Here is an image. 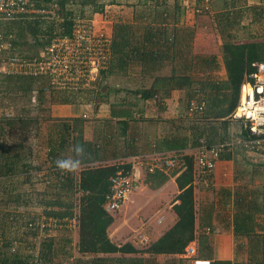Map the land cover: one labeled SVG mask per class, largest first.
<instances>
[{
  "label": "trees",
  "instance_id": "16d2710c",
  "mask_svg": "<svg viewBox=\"0 0 264 264\" xmlns=\"http://www.w3.org/2000/svg\"><path fill=\"white\" fill-rule=\"evenodd\" d=\"M168 1L148 0L146 2L147 8L153 7L155 10L150 16V20L141 22L137 20L133 23L117 20L112 24L110 59L94 81L93 91L97 99L101 97V90H105L106 94L114 89L124 95L132 93L134 97L136 96L144 103V108L151 106L159 114L167 108L166 98L170 96L172 90L183 91L184 96L181 98L183 113L181 112V116L179 115L176 119L167 117L172 129L171 143L166 140L167 148L170 147V150L173 151L169 154H162L164 157L167 155L177 157L185 167L184 169L173 168L167 173L156 168L153 172L146 173L147 180L154 187L164 183L169 175L179 173L175 178L180 190L177 195L178 202L172 206L177 215V221L156 241L145 248L138 249L130 242L121 245L112 242L107 235V228L112 224L114 218L103 209V204L110 189L111 176L119 168H128L129 164L119 165L103 162L105 159L98 156L99 149L92 141L84 138L83 124L87 118L82 115L52 119L53 127L48 129V137L45 141L47 145L46 158L42 162L37 161L39 158L38 149L33 148L30 143H25L30 122L38 123L39 121L40 123L41 118L42 120H51L50 104L67 98V91H55L48 85V78L44 75H10L7 77V82L4 83L6 88L0 87V93L3 95V100L0 101V178H14L15 182L13 183L21 180L28 184L37 183V180L40 179V182L45 185V189L42 196L37 198L30 194L27 195V198L24 197L25 191L22 192V195L18 193L14 198L6 200L4 197L5 202L12 203L14 207L6 208L4 204L0 213V264H60L72 256V240L64 235L65 232H72V229L47 225L40 229L39 221L42 215L45 216V220L49 217L57 219L75 217L78 238L74 248L77 249L80 256L92 255L93 264H104L106 260L109 261L110 256L100 257L99 254L148 253L154 258L158 254H181L184 247L195 238L198 241L197 248L200 252L198 256L208 258L205 256H208L206 254H209L212 249L206 244L207 237L195 229L192 185L196 172L201 178L207 176L200 174L197 169L195 171L193 155L184 152V149L186 146L198 147L202 142L212 145L222 140H229L233 136H235L234 138L250 136L245 129L239 131L237 135L234 133L235 135L230 136L229 129L238 127L230 124L229 119L238 103L244 74L255 69L254 62H264V41L248 37L247 34L235 40L230 37V33L232 34L236 27L241 26L239 21L244 17V14L238 12L242 6L244 8L245 0H212L210 2L214 7H218L217 5L220 3L223 9V19L226 21L222 25V32H226L228 38L222 39L218 53L194 52L190 48L193 35L184 45L183 43L177 44L176 33L167 34L163 21L170 8ZM202 1L194 0L196 4ZM61 2L62 4H77L80 6V11L81 5H84V8L86 6L96 8L105 6V10L100 9L99 11L106 13L107 6L98 5L97 0H61ZM173 2L178 5V0ZM232 8L236 10L235 14H231ZM250 8L254 12L250 14L254 21L264 18V3L253 4ZM172 12L175 20L177 16L174 11ZM38 23V20L34 19L25 20L16 29L18 40L15 41V44L22 43L21 45H28L31 49V51L21 53L26 58L32 59L36 56L37 48L28 42V37L40 33L38 32ZM219 60L225 69V74L222 77L214 72L219 68ZM163 61L170 66L171 73L169 75L158 73L162 69ZM135 62L139 63V77L152 80L150 86L145 87V84L139 83L140 87L137 89H132L129 85L111 87L109 78L111 76L130 77L134 72L133 64ZM194 68L201 69L202 75L193 74L191 70ZM202 68L203 70L209 69L206 70V75L202 72ZM163 86L164 88H162ZM86 91L88 90L86 89ZM22 94H28V100L34 105H32L33 108L30 107L32 109L30 113L27 107L22 109L21 106L16 117V102L13 97H20ZM192 99L204 102V107L195 120L189 121L190 119H187L190 118L188 117V107ZM120 102L119 111L116 113L125 118L118 121V129L123 125L121 131L124 132L129 121L135 118L130 110L133 101L128 99L126 102ZM141 106L140 104V111L144 110ZM24 113L31 116L24 117ZM140 114L142 113L140 112ZM144 119L146 120L143 115L138 117V120ZM12 120L20 122L19 128L23 131L22 136L18 142L5 143L6 134L11 129H15ZM39 123L35 129L36 134H39L38 129L41 125ZM118 135L117 137H120V134ZM232 148L236 149L234 153L231 149H226L220 157L238 156L245 161V164H255V169L261 166L264 171V156H262L264 151L258 153L240 145H234ZM246 150L252 153L247 155ZM74 166L79 167L78 176L72 169ZM262 173L264 174V172ZM18 175L22 177L16 179ZM234 191L232 232L237 238L244 236L249 239L248 241L251 243L249 252L255 261L236 263L231 260L210 259L211 264H264V245H260L264 240L262 238L264 232V187L260 186L251 190L242 185ZM76 193L79 195L73 199V195ZM29 200L35 205V210L29 207L31 205ZM21 205L28 209L24 207L21 212L22 220L13 225V219L17 214L16 207ZM75 207H77V213L74 211ZM14 212H16L15 215ZM30 223L31 226H29ZM39 231L44 233L41 237H39ZM37 238L38 242L36 243ZM259 245L262 247V253L259 252ZM260 255L263 256V259ZM121 258L118 260L120 263H129L128 261L132 260L127 257Z\"/></svg>",
  "mask_w": 264,
  "mask_h": 264
},
{
  "label": "crops",
  "instance_id": "0c3cea01",
  "mask_svg": "<svg viewBox=\"0 0 264 264\" xmlns=\"http://www.w3.org/2000/svg\"><path fill=\"white\" fill-rule=\"evenodd\" d=\"M103 1L105 0H101V2ZM122 1L123 0H112V2L117 3H120ZM261 1L263 2L264 0ZM108 4L109 0H107V3L103 5L108 6ZM117 6L119 8L120 5ZM150 8H146L144 9V11L138 12L137 16H139V18L141 19L139 21L151 19L150 16L153 15L154 11L150 12ZM123 12H121L119 16L122 17ZM172 15L173 12L170 11V9L167 10V15L165 16V20L163 21V24L166 25V29L169 23L168 19H170ZM126 18H128L127 15L125 18H121V20L124 21ZM117 20L119 21L120 19ZM167 32L169 35L171 34L169 33L168 29ZM199 53H202V51H200ZM133 66L135 69H133L134 72L131 73L134 74L136 72L137 75L134 77H130L129 84L125 83V77L123 78L121 76H111L109 78V83L114 84H110L111 87L115 86L117 88L129 85L132 89H137L138 87H140V85H138L139 83H141L140 79H143V83L141 85L145 84V87H149L152 80L150 78L139 77V63L135 62ZM161 66L162 69H160L158 73L169 75L170 73H163L166 70H170V66L167 64V62L164 63L163 61ZM214 72L215 74L221 75V77L225 74V69L221 62L219 68ZM138 79L139 81L137 82L136 80ZM162 88H164V86ZM87 90L88 91L84 90L81 93L79 91H67V98L65 97L62 101L57 100L50 104L49 115L51 117V120H44L43 127H40L38 129L40 134L42 133V130H45V132L43 131V136L45 137V139H47L48 137V129L53 127V118H71L80 116L83 114V112H89V117L83 124L84 138L92 141V143L95 144V146L99 149L98 156L100 158L102 157V159H105L103 162L106 164L116 163L119 165H124L129 164L132 160V157L136 155H143L149 158L153 153L169 154L173 151L170 150V147L167 148L168 143L166 142V140L171 143L170 140L172 132L171 126L169 124L170 121L167 117L176 119L179 117L181 112L183 113V103L181 102V98L183 97L182 90L177 89L171 91L170 96L166 98V100H168L167 108L162 110L160 114L154 111L155 109H153V107L151 106L144 108V103L141 100H138L136 96L134 97L132 93L124 95V93L120 91L118 92V90L116 91V89H114L108 91V93L106 94L105 90H101V97L97 99L95 97V92L93 91V89ZM55 91L61 92L64 90ZM110 94H112L111 98H109ZM128 99L133 101L130 106V110L132 112V116H134L135 118H132L129 121V124L124 131L126 133L125 134L121 131L123 125L120 129H118V121L124 119L125 117L119 116L116 112L119 111L120 107L118 105L119 103H121L120 101L126 102ZM170 99H173L174 101H169ZM77 103H80L79 107L81 112L78 111L79 107H77ZM140 104L142 105L141 107L144 108V110L142 111H140L139 109ZM140 112L142 114H140ZM141 115H143L146 120H138V117ZM240 126L242 128L241 130H243V125ZM241 130L238 128H231L229 129V135H237V133ZM118 134H120V137H117L119 136ZM234 143L235 142L232 141L228 146V150L231 149L232 153H234L236 150L232 148L234 145H237ZM189 147L190 146H186L184 152L191 153L194 149H196L197 146H195L194 148ZM43 150L45 154L43 155V157L40 154L37 161L39 160L42 162L45 160L47 150L46 144L43 146ZM249 150H246L247 155H250V153H252ZM247 167H250L251 171H249L251 172V175L253 174V176L250 175L252 177V180L259 181L264 179V174L262 173L264 172L263 167L258 166L255 169V164H245V161H243V159L236 156L230 158H219L216 161L215 169L211 177L203 178L200 180H197L195 177L193 180L192 185L194 189L193 192L195 229L198 233H202L207 237L206 244L207 246H210L212 250L209 254H206L208 256L205 257H208L211 260L218 259L234 261L236 258L239 259V256L242 253H245V250H242L243 248L241 247L247 246L246 237L242 236L237 238L234 236L232 232V213L230 210L231 206H233V202L235 199L234 190L237 188L238 185L242 186V182H240L239 179L240 174L236 175L238 173L237 168L240 169L242 172L245 171V168ZM72 169L79 170V167L74 166ZM178 174L179 173L169 175L168 179L158 187L151 186L150 181L147 180V178L145 177V182L142 184V188L139 189V191H144L143 198L145 197V199H143L139 208L136 209V214L141 209L145 216L141 217L142 219L137 218V221L139 223L137 224L136 231H139L138 229H143V234L146 235L149 239L147 245L156 241L166 230H168L177 221V215L174 212L172 206L173 204L178 202L177 195L180 192L175 180ZM76 176H78V174ZM21 177V175H18L16 179H20ZM3 178H0V185L3 184V188L0 190V194H2L0 196H2V198L6 194V192L2 193V191L6 190L4 189V187L9 186V181L10 184L11 182L12 184L13 182H15L14 178ZM5 180H8V183ZM197 183L199 186L197 185ZM233 185H235L236 188H234ZM42 187H44L45 189V185L43 183L38 184L35 182L34 184H32L31 188L26 187L20 192V194L22 195V192L25 191V193L23 194L24 197L26 196L27 198V195L30 194L37 198L40 195L42 196V193L44 192V189H42ZM232 187L233 189H230ZM150 189H152L151 192L147 193L146 190ZM133 195H135V193ZM30 201L31 200H29V202ZM7 204L5 203L8 208L14 207L12 203H9L8 205ZM30 204L31 205L29 207L35 210V205L31 202ZM125 206L126 203L124 204L123 208ZM24 207L25 206L22 205L16 207L17 214L14 217L15 219H13V225L19 223L20 220H22L21 212L23 211ZM25 208L28 209L27 207ZM74 211H77V207L74 208ZM71 229H75V226ZM192 241L195 242V246L197 248V239L195 238ZM236 242L239 243L240 246V248L238 249H236L235 247ZM134 247L138 249L142 248V246ZM198 253L200 254L197 248V255ZM99 256H110V258H108L109 261L106 260L105 264H156V262H159V264H187L188 261L186 258L183 257V253L176 255L158 254L155 258L153 256H150V254L148 253H133L125 255H122L120 253H114L109 255L99 254ZM77 257H72L73 264L94 263L92 262V255L81 256V258H83L82 260L78 259ZM121 257L132 258V260L128 261L129 263H120L118 260L122 259Z\"/></svg>",
  "mask_w": 264,
  "mask_h": 264
},
{
  "label": "built area",
  "instance_id": "2783aa9c",
  "mask_svg": "<svg viewBox=\"0 0 264 264\" xmlns=\"http://www.w3.org/2000/svg\"><path fill=\"white\" fill-rule=\"evenodd\" d=\"M76 6L79 5L62 4L61 0H0V73L44 75L54 90L78 92L93 89L99 72L110 59L111 33L102 26L98 27L95 20L88 19ZM33 19L38 20L40 33L28 37V42L37 48L36 56L30 59L21 54L22 43L16 45L15 41L18 40L16 29L23 21ZM253 65L255 69L244 74L239 100L232 112V117L242 122L250 136L233 140L244 148L263 152L264 62H254ZM203 107L204 102L192 99L188 107L189 115L200 113ZM82 116L89 117L87 112ZM229 145V140L212 145L202 142L192 154L197 171L211 176L216 161ZM178 167L184 169L185 166L177 157H164L162 153H153L149 158L143 155L132 157L128 168H119L111 176L103 209L109 214L116 211L140 181L143 169L146 173L156 168L167 173ZM76 223L75 217H49L45 220L44 215L39 221L40 229L45 225L73 228ZM41 231L39 235L44 234ZM138 237L142 246L149 241L141 232ZM183 257L188 260L187 264H211L210 259L197 255L194 241L184 247Z\"/></svg>",
  "mask_w": 264,
  "mask_h": 264
},
{
  "label": "rangeland",
  "instance_id": "374dc122",
  "mask_svg": "<svg viewBox=\"0 0 264 264\" xmlns=\"http://www.w3.org/2000/svg\"><path fill=\"white\" fill-rule=\"evenodd\" d=\"M79 1V0H78ZM81 1V0H80ZM133 1V2H132ZM123 0L120 3L117 2H112V0H109V4L106 7V13H102L99 11L100 9L105 10V6L96 8V7H89L86 6V8H84V5H81V11L82 13L88 17V19L91 20H95V24L98 27H103V29L105 30H109L111 32L112 30V24L117 21V19L121 18H125L126 15L128 18H126L124 21H130L131 23L133 22H141L139 20H141L139 18V16H137L139 11H144L145 8L148 7V5L146 4V2L148 0ZM174 0H169V5L171 6L169 9L170 11H174L175 15L177 16V18H175V20L173 19V15L169 20L167 29L169 30V33H176L177 34V39H178V43H183L184 45H186L187 40L189 39V37L191 35H193L192 37V41H191V45L190 48L193 51H202V53H218V47L221 44V41H223L222 39H226L228 38L226 36V32H222V25L225 24V19H223V9L220 6V3H218V7H214L212 2V0H203L202 2H200L199 4H196V2H194V0H178V5L173 4ZM98 5L100 4H105L107 3V0L101 2V0H97ZM209 3V4H208ZM259 3V5L263 4L264 1L262 2L261 0H245V5L244 8L242 6V9H240L238 12L239 14L243 13L244 17L241 18V21H239V25H241L240 27H236L235 28V32H233L232 34L230 33V37L231 39H238L239 37H243L246 34L248 35V37H251L253 39H262L264 41V18L262 20H259L260 18H258L256 21L253 20V16L250 17L251 13H254L253 10L250 8L251 5ZM120 5L119 8L117 5ZM97 5V4H96ZM242 5V4H241ZM83 7V8H82ZM77 9L80 8V6H76ZM233 9V8H232ZM124 11V12H123ZM137 11V12H136ZM150 12L155 11L154 8H150L149 9ZM123 12V16H119V14ZM132 13V14H130ZM235 14L236 10H232L231 14ZM106 14V15H105ZM254 21V22H253ZM98 22V24L96 23ZM242 27V28H241ZM244 33V35H243ZM168 34V32H167ZM20 50L22 53L27 52V51H31L30 47L28 45H22V47H20ZM221 62V60H219ZM203 70V68H202ZM206 70L204 69L202 72L204 73V75H206ZM191 72L193 74H201V69H193L191 70ZM163 73H171V69L170 70H166ZM13 75V74H6V73H0V87H5L6 85L4 83L7 82V77ZM15 75V74H14ZM137 73L135 72L134 74H131L130 77H134L136 76ZM196 75V76H198ZM203 75V77H204ZM130 77L125 78L126 81L125 83L129 84L130 83ZM199 77V76H198ZM137 82L139 81L136 80ZM146 82V80H145ZM149 82V81H147ZM143 83V79H141V84ZM112 84V83H110ZM114 85V84H112ZM112 94H110L111 98ZM184 96V94H183ZM22 97V98H21ZM29 95L27 94H22V96H16L13 97V100H15L16 102V108H15V115L16 117L18 116L20 107L22 106V109L24 108H28V111L30 113V111L32 110L30 107L33 108L32 105H34L33 102L28 100ZM3 100V95L2 93H0V101ZM97 101V100H96ZM169 101H174L173 99H170ZM168 102V100H167ZM78 104V103H77ZM80 103L78 104L77 107H79ZM87 106V105H84ZM86 108V107H85ZM19 109V110H18ZM27 111V112H28ZM79 112H81L80 107L78 109ZM23 113V112H22ZM84 113V112H83ZM33 114V113H32ZM82 114V113H81ZM87 114H89V112H87ZM200 113H196L193 115H189L187 119L191 120H195L198 115ZM22 116V114H20ZM24 117H30V114H23ZM238 119H234V118H230V124H234V126L236 125L238 127V129H242L240 125H242V122L240 120L235 121ZM188 121V120H187ZM39 123V121H38ZM34 121L30 122V126L28 128V132H26L27 138L25 140V143H30V145L35 148L38 149L37 154L43 157V155L45 154L44 150H43V146L45 145V137L43 136L45 130H42V135L36 134V130L37 129V124ZM40 127H43V123L44 120H42V118L40 119ZM39 123V124H40ZM12 124L15 125V129H11V131H9L6 134L5 137V143H11V142H18L20 141V138L22 136V130L21 128H19V124L20 122H17L16 120H12ZM11 124V127L13 126ZM9 127V126H8ZM7 127V129H8ZM244 129V128H243ZM13 130V131H12ZM24 130V129H23ZM31 130V132H30ZM26 131V130H25ZM44 131V132H43ZM238 131V130H237ZM39 132V131H38ZM185 135V134H184ZM235 136L232 137V140ZM25 139V138H24ZM11 141V142H10ZM235 141V140H233ZM238 145V144H237ZM253 150V149H251ZM35 151V150H34ZM192 151V150H191ZM195 149L191 152L192 154L194 153ZM258 153H261L262 151L260 150H255ZM262 155V154H261ZM264 156V155H262ZM261 158V157H260ZM263 160V158H261ZM247 170V171H246ZM251 169L250 167L245 168V171H242L240 169L237 168L238 173L236 175H239V179L240 182H242L243 186H246L247 189H256L258 186L264 187V179L256 181V180H252V178L250 179L249 176L251 175ZM78 169H75V172L78 174ZM196 171V168H195ZM196 179L200 180L203 179L201 178V176H199L196 172ZM145 177H146V172L143 169L141 172V177H140V181L137 183V185L134 187V190L132 191V193L128 196L127 199H125L123 201V203L120 205V207L116 210L111 212L110 214L112 215V217L114 218L113 223L107 228V235L109 237L110 240H112L114 243H118L119 245L125 243V242H130L132 243L134 246H142L141 243H139V237H138V233L141 232L143 234V229H138L137 230V224L139 223L137 221V218H141L144 217V213L143 211L140 209L137 214H136V209L139 208L141 202L143 201V199H145V197L143 198V193L144 191H139V189L142 188V184L145 182ZM6 178V177H5ZM3 178V179H5ZM207 178V177H204ZM8 183V180H5ZM25 183V184H24ZM37 183H41L40 179L37 180ZM34 184V183H33ZM3 185V184H2ZM0 185V190L3 188V186ZM198 185V183H197ZM32 186V182L31 183H26L23 181H18L16 183L10 184L9 181V186L8 187H4V189H6L5 191H2V193L5 194V198L10 199V198H14L18 193H20L22 190H24L26 187L27 188H31ZM43 186V185H42ZM199 186V185H198ZM234 188H236L235 185H233ZM230 188V189H233ZM239 187V185L237 186ZM42 189H44V187H42ZM152 189L150 190H146L147 193L151 192ZM135 193V195H133ZM2 195V194H0ZM78 193L73 195V199L76 197H78ZM2 198L1 196V200H0V213H1V209L3 208L5 203V198ZM4 199V200H3ZM126 203V206L123 208L124 204ZM6 208H8L7 206H5ZM4 207V210H5ZM10 209H12V207H10ZM17 211V209L15 210ZM231 213L233 211V208L231 206ZM78 212V210L76 211V213ZM16 214V212H14V215ZM149 214V213H148ZM136 215V216H135ZM138 216V217H137ZM142 219V218H141ZM67 233V234H66ZM77 226H75V229L72 230V232H65L64 235H66V237L72 240V256L69 257L68 259L62 261L60 264H73V258L72 257H77L79 254V252H77V249L74 248V244L77 241L78 238V234H77ZM41 235V234H40ZM39 235V237H40ZM262 238L264 239V232L262 233ZM35 240V239H34ZM249 239L246 238V245L247 246H243L241 248H243L242 250H245V253H242L239 256V259H235L234 262L236 263H248V262H253L255 261L252 256L251 253L249 252V247L251 246L250 241H248ZM36 242H38V238L36 240ZM260 245H264V240L260 243ZM258 246L259 252L262 253L261 246ZM148 245H144L142 247H147ZM236 249L240 248L239 243L236 242L235 244ZM245 247V248H244ZM81 257V256H80ZM78 257V259L82 260L83 258ZM260 257L263 259V256L260 255ZM77 259V260H78ZM76 262V261H74ZM105 264V263H104ZM259 264V263H257Z\"/></svg>",
  "mask_w": 264,
  "mask_h": 264
},
{
  "label": "clouds",
  "instance_id": "9594fccd",
  "mask_svg": "<svg viewBox=\"0 0 264 264\" xmlns=\"http://www.w3.org/2000/svg\"><path fill=\"white\" fill-rule=\"evenodd\" d=\"M229 141L231 142V139H229ZM235 144V143H234ZM221 158V157H220Z\"/></svg>",
  "mask_w": 264,
  "mask_h": 264
}]
</instances>
